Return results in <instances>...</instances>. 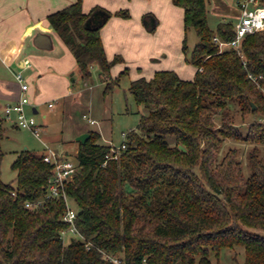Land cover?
I'll list each match as a JSON object with an SVG mask.
<instances>
[{
  "label": "trees",
  "instance_id": "16d2710c",
  "mask_svg": "<svg viewBox=\"0 0 264 264\" xmlns=\"http://www.w3.org/2000/svg\"><path fill=\"white\" fill-rule=\"evenodd\" d=\"M171 1L183 10L185 31L198 37L189 58L193 79L165 70L130 82L128 91L145 113L125 134L116 159L111 148L117 147L98 144L96 132L77 142L78 168L64 190L85 241L62 236L70 227L62 220L66 205L45 199L51 166L43 154L20 152L11 165L15 185L0 180V264H212L211 254L235 248L243 249V264H264V154L257 147L264 145V123H252L243 135L229 114L237 108L264 119V31L242 38L239 51H220L213 37L232 41L234 25L209 27L210 0ZM112 16L129 18V12L95 6L84 13L82 0H75L47 16L83 81L91 67L108 79L123 62L120 55L107 59L100 36ZM142 22L150 30L157 24L152 14ZM127 70L107 80L105 93ZM226 140L256 145L248 176L235 149L218 160ZM2 159L0 152V174Z\"/></svg>",
  "mask_w": 264,
  "mask_h": 264
},
{
  "label": "crops",
  "instance_id": "0c3cea01",
  "mask_svg": "<svg viewBox=\"0 0 264 264\" xmlns=\"http://www.w3.org/2000/svg\"><path fill=\"white\" fill-rule=\"evenodd\" d=\"M74 2L75 0H0V105L3 108L19 99L20 89L14 78L16 72H22L29 83L30 103L27 110L33 115L38 114L39 108L46 103L48 108L53 109L55 101L56 104H61L63 109L69 98L73 100L75 97H83L82 90L73 93L70 86V81H74L72 79L74 71L77 69L74 56L47 20L48 15ZM171 5L176 8L171 0H148V3L144 4H139L138 0H82L84 13H88L95 6L102 7L111 13L123 8L129 10L130 18L117 16L109 18L101 28L100 36L108 60L120 55L125 59L124 62L127 65L137 68L139 73L136 74L137 76L133 75L134 80L143 77V68L139 67L142 65L141 62L145 61L147 57L152 59L153 55L159 56V54H153V46L159 38L160 28L164 26L166 20L159 19L158 12L160 14V10L164 9L161 12L168 13L167 16H170L169 9L171 7L172 13L179 19L181 12L183 14L181 8L182 11H177ZM209 5L208 14L213 13L220 17L218 23L229 22L232 25L236 23L239 17L237 0H211ZM133 9H138L140 14L149 11L154 14V17L156 15L158 19L156 18L157 24L154 30L144 26L138 18L134 21L132 18ZM179 27L181 28L180 24ZM174 43L178 47L179 42L175 41ZM164 44V48L168 47V36ZM160 51L163 49L158 52ZM148 59L147 62L150 65ZM143 63L145 64V62ZM148 68L149 75L144 77L146 79L151 78L150 75L153 71H165L164 69H166L162 62L148 66ZM191 68L192 71H183L182 68L185 74H182L181 71V79H193L196 68L193 69V66ZM119 69V67L111 68L110 76L111 73L116 74ZM83 85H86L85 81ZM84 117L86 118L85 115ZM41 118L46 121V114H42ZM3 119L6 118L3 116ZM6 121L11 126L18 128L12 118L6 119ZM91 121L90 124H95ZM40 126L45 129L47 125L43 122ZM90 131L100 135L98 144L111 145L110 140H103L100 128L91 130L79 128L74 135L77 137ZM47 142L43 141L44 150L46 147L50 148L63 157L69 158L71 155H75L78 150L77 141L71 151L67 150L68 147L61 144L62 142L54 143L50 139H47ZM56 143H60L62 147L59 144L55 146Z\"/></svg>",
  "mask_w": 264,
  "mask_h": 264
},
{
  "label": "rangeland",
  "instance_id": "374dc122",
  "mask_svg": "<svg viewBox=\"0 0 264 264\" xmlns=\"http://www.w3.org/2000/svg\"><path fill=\"white\" fill-rule=\"evenodd\" d=\"M138 3H148V0H138ZM173 8L177 11H182L178 7ZM120 10L128 9L123 8ZM169 10V12H171L169 13L170 16H167L168 13L166 14L165 12H161L164 11V9L160 10V14L158 12L159 19H162L163 21L164 19L166 20V22L164 21L165 24L163 23L164 26L160 28V31L158 32L159 38L153 46V54H159V56L153 55L151 57L152 59H150V57L148 59L147 57L145 61H143L145 64L141 62L142 65H139V67L143 68V77L149 75L148 66L156 65L161 62L166 67L164 70H172L176 73L179 71L180 73L178 72L179 74H177L180 78L182 76V68L183 71H192L191 67L193 65L189 62V58L192 49L198 42V37L193 29L185 31L182 12L179 19L177 15L172 13L173 10L171 7ZM138 11V9H133L132 11V18L134 21L136 18L142 21L143 15L152 14L149 11L140 14V11ZM130 17L131 15L129 12V18ZM158 17L155 15V18L158 19ZM151 19L152 18L150 16L146 18L148 23ZM219 19L220 17L216 14H208L207 21L212 30L216 28ZM179 24L181 28L179 27ZM167 36L168 47L164 48ZM175 41L179 42L178 47L174 43ZM184 46L186 47L185 51H183ZM161 49H163V51L158 52ZM113 58L114 57H112V59ZM147 59L151 63L150 65L148 64ZM124 60L125 59L123 58L122 63H124L125 66L122 65V63H117L112 67H119L120 69L116 72V74L111 73V76L108 79L99 75V72L95 67H91V78L88 81H85L86 85H83L84 81L80 78L78 70L76 69L74 71V75L72 76L74 81H70V86L73 93H78L77 91L82 90L84 92L83 97H75L73 100L72 98H69L63 109L61 108V104H56L55 101V107L53 109L48 108L47 103L41 106V108H39V113L33 115L39 125L43 122L47 125L45 129L43 126L41 127L40 138H36L28 130L11 126L6 119H3V107L0 105V152L3 154L0 180L5 184L15 185L14 180L16 172L12 170L11 165L17 155L23 150H28L36 154H42L46 150V148L44 150L43 141L47 142V139L52 140L54 143L57 141L60 143L62 142L61 144L68 147L67 150H73L76 145V136L74 134L79 128L90 130L92 128H100L103 140H110L111 146L120 147L124 141L125 134L131 130L137 129L139 119L141 115L145 113L144 107L137 105L128 91L130 82L134 80L133 75L138 74L139 71L137 68L127 65ZM125 68L128 69L126 74L119 79L118 84L116 83L113 85L111 91L105 93V87L108 83L107 80H114L120 72L124 71ZM150 71L152 72V70ZM183 71L182 74H185ZM154 72L155 71L151 73V78ZM42 114H46V121H43L41 118ZM229 114L231 122L243 133V135L247 133L249 126L252 123H255L256 121L264 123V119H258L257 115H241L240 112L237 111V108L230 111ZM91 120H94L95 124H90ZM216 123L219 124V116L216 119ZM60 143L58 144L62 147ZM58 144L56 143L55 146ZM255 146V144L246 141L236 142L226 140L220 148L218 160L220 161L228 150L235 149L237 159L243 166V172L245 176H248L250 174L248 154ZM257 147L260 154H264V145H257ZM74 156L75 155H71L69 158L76 163ZM68 206L76 210L71 201H68ZM66 243L68 244V240ZM210 260L212 264H243L244 251L242 248L223 249L220 251L218 257H216L215 254H211ZM195 264L198 263L196 262Z\"/></svg>",
  "mask_w": 264,
  "mask_h": 264
},
{
  "label": "built area",
  "instance_id": "2783aa9c",
  "mask_svg": "<svg viewBox=\"0 0 264 264\" xmlns=\"http://www.w3.org/2000/svg\"><path fill=\"white\" fill-rule=\"evenodd\" d=\"M237 8L239 17L234 24L233 31L235 38L232 41L226 42L219 39L217 36L213 37V42L218 46L219 50L235 49L239 51V46L242 38L247 35H252L264 31V6L260 4L259 0H237ZM202 70V69H200ZM15 81L19 85L20 96L16 102L6 105L3 108V114L6 119H13L14 124L20 128L30 131L36 138H40L41 126L35 120L33 114L29 113L27 106L30 103L28 91L29 83L22 72L14 74ZM51 106V104H50ZM94 123V121H91ZM125 145L121 144L120 147L111 148V157L117 158L118 150L124 149ZM43 153L42 160L51 166V176L48 180V188L46 191L45 199H59L62 198L66 205L65 213L62 220L70 225L67 231L62 232L65 237H77L82 241L84 238L78 233L75 220L77 211L68 206V198L64 190V184L69 180L77 171V164L70 158L63 157L56 151L47 148ZM108 157V156H107ZM15 195V193H12ZM43 201L37 203L26 202L25 207L33 209L42 205ZM90 243H86V248H90ZM117 262V260H113Z\"/></svg>",
  "mask_w": 264,
  "mask_h": 264
},
{
  "label": "water",
  "instance_id": "95a60500",
  "mask_svg": "<svg viewBox=\"0 0 264 264\" xmlns=\"http://www.w3.org/2000/svg\"><path fill=\"white\" fill-rule=\"evenodd\" d=\"M252 108H254V105L252 106ZM89 136H90L89 133H82L76 137L75 141H77L81 144H85V142L89 138Z\"/></svg>",
  "mask_w": 264,
  "mask_h": 264
}]
</instances>
